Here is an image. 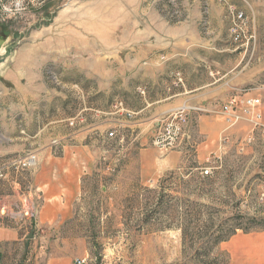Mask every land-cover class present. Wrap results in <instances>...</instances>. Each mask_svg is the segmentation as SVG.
<instances>
[{
    "label": "rangeland",
    "instance_id": "obj_1",
    "mask_svg": "<svg viewBox=\"0 0 264 264\" xmlns=\"http://www.w3.org/2000/svg\"><path fill=\"white\" fill-rule=\"evenodd\" d=\"M236 11L246 21L238 40L231 32ZM154 20L185 25L209 47L227 49L238 92L259 97L264 116V0H0V51L18 33L29 34L0 77V167L7 168L0 184L7 193L14 191L7 177L14 172L24 176L19 196L31 188L35 167L15 171L10 163L36 156L34 135H54L60 112L92 97L89 75L100 68L94 51L157 28ZM118 94L116 87L108 92L114 107ZM199 113L188 116L176 164L152 179H140L135 161L125 167L127 145L111 139L109 163L84 179L71 218L53 231L34 230L33 210L27 220L20 212L24 200L11 201L0 191V209L9 213L0 221L28 230L20 244H10L9 264H75L81 258L84 264H229L226 243L236 233L264 232V136L247 121L229 127L221 115L204 126ZM50 145L57 152L55 139ZM207 166L211 174L202 176ZM241 243L256 249L243 240L234 245ZM258 254L264 260L262 249Z\"/></svg>",
    "mask_w": 264,
    "mask_h": 264
},
{
    "label": "crops",
    "instance_id": "obj_2",
    "mask_svg": "<svg viewBox=\"0 0 264 264\" xmlns=\"http://www.w3.org/2000/svg\"><path fill=\"white\" fill-rule=\"evenodd\" d=\"M153 22L157 28L133 33L129 43L125 41L122 45L94 51V63L100 68H93L89 75L92 80L87 86L92 97L81 106L60 112L54 120L57 123L54 135L40 137V132L34 135L39 144L32 149L37 163L30 171L31 188L24 187L19 196L17 188L24 176L19 177L15 172L7 175L9 184L11 181L14 184V191L8 194L3 189L4 184H0L3 196H10L11 201L24 200L20 212L33 210L34 230L53 231L71 218L72 206L84 179L102 162L109 163L112 140L107 137L108 129L115 130V138L127 145L124 154L128 161L124 166L135 161L142 166L140 179L144 176L152 179L153 174L174 166L184 151L182 142L165 153L151 145L163 116L182 104L202 105L206 112L199 113L198 118L207 126L217 122L221 103L240 93L238 77L229 64L230 55L224 57L227 49L209 47L205 37L190 33L185 25L164 27L156 20ZM17 49L1 77L13 64ZM176 71L181 73V82L176 79ZM140 86L143 87L141 94L137 92ZM114 87L119 90V101L131 116L117 111L111 103L108 92ZM20 102L25 105L27 100L20 99ZM79 116L85 120L83 127H80ZM52 139L59 144L57 152L50 145ZM32 194L34 200H31ZM26 217L29 220L30 216ZM4 221H0V264H9L13 255L10 244H20L28 230L19 222ZM236 240L251 242L256 249L252 250L249 244L234 245ZM226 244L229 264H264L258 254V249L264 251V232L236 233ZM47 264L55 263L50 260Z\"/></svg>",
    "mask_w": 264,
    "mask_h": 264
},
{
    "label": "built area",
    "instance_id": "obj_3",
    "mask_svg": "<svg viewBox=\"0 0 264 264\" xmlns=\"http://www.w3.org/2000/svg\"><path fill=\"white\" fill-rule=\"evenodd\" d=\"M233 18L234 22L231 27V32L234 35V39L238 40L241 32H243V27L246 24L245 16L243 12L236 11ZM175 76L178 82L182 81V76L179 71L175 72ZM238 106L240 107V110H237ZM115 108L117 111L131 116L130 111L125 109L122 101H118L115 104ZM192 112H206V108L202 105L182 104L163 116L153 135L151 142L152 145L163 153L179 147L185 134L188 116ZM220 115L229 127L245 120L252 125L253 129L258 130L264 136V116L261 111V99L259 97L246 95L245 92L232 95L222 105ZM115 136V130H109L107 132V137L109 139H113ZM222 140L224 141L225 138ZM10 166H12L15 171H25L36 166V156L34 154H27L12 161ZM6 169V167H0V180L3 178ZM200 173L202 176L210 175L211 167H202ZM1 208L0 216L9 214L3 210L5 209L4 207ZM24 214L30 215L29 212L26 211H24ZM84 262L85 260L81 258L77 259L75 264H84Z\"/></svg>",
    "mask_w": 264,
    "mask_h": 264
},
{
    "label": "water",
    "instance_id": "obj_4",
    "mask_svg": "<svg viewBox=\"0 0 264 264\" xmlns=\"http://www.w3.org/2000/svg\"><path fill=\"white\" fill-rule=\"evenodd\" d=\"M29 34L26 31H22L18 33V35L14 38L13 42L10 44H7L3 47V50L0 51V77L4 70L8 67L12 56L14 55V52L16 50V47L20 44L23 37L28 36ZM32 234H30L28 237H31Z\"/></svg>",
    "mask_w": 264,
    "mask_h": 264
},
{
    "label": "trees",
    "instance_id": "obj_5",
    "mask_svg": "<svg viewBox=\"0 0 264 264\" xmlns=\"http://www.w3.org/2000/svg\"><path fill=\"white\" fill-rule=\"evenodd\" d=\"M218 240H225V238H224V237H222V238H219Z\"/></svg>",
    "mask_w": 264,
    "mask_h": 264
},
{
    "label": "bare ground",
    "instance_id": "obj_6",
    "mask_svg": "<svg viewBox=\"0 0 264 264\" xmlns=\"http://www.w3.org/2000/svg\"><path fill=\"white\" fill-rule=\"evenodd\" d=\"M243 243V242H242Z\"/></svg>",
    "mask_w": 264,
    "mask_h": 264
}]
</instances>
